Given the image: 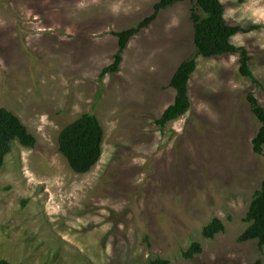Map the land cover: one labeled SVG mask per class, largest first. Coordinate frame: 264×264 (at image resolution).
Returning a JSON list of instances; mask_svg holds the SVG:
<instances>
[{
  "label": "rangeland",
  "instance_id": "374dc122",
  "mask_svg": "<svg viewBox=\"0 0 264 264\" xmlns=\"http://www.w3.org/2000/svg\"><path fill=\"white\" fill-rule=\"evenodd\" d=\"M160 0H0V108L37 139L12 145L0 170V264H254L257 241L239 243L250 203L264 180L254 151L264 107V0H220L232 38L250 56L198 58L190 111L161 130L175 103L170 86L194 56V3L164 10L135 36L116 74L119 39L154 13ZM83 114L105 132L103 156L76 174L59 137ZM219 218L214 240L203 229ZM149 238L151 248L145 240ZM203 253L184 258L192 243Z\"/></svg>",
  "mask_w": 264,
  "mask_h": 264
},
{
  "label": "trees",
  "instance_id": "16d2710c",
  "mask_svg": "<svg viewBox=\"0 0 264 264\" xmlns=\"http://www.w3.org/2000/svg\"><path fill=\"white\" fill-rule=\"evenodd\" d=\"M186 1L194 3L191 21L195 28L196 52L193 57L180 64L171 80L170 86L176 90L177 96L175 103L169 106L163 116L155 122L161 130L190 111L189 82L196 72L197 61L200 57L211 59L226 54L240 53L242 75L258 83L250 69L248 51L232 44V38L239 33L259 29V26L250 30L240 26H230L225 19L226 9L220 0H160L155 5L151 16L132 28L114 34L119 39V51L115 55V62L103 70L101 77L119 72L124 52L130 41L143 30L150 28L162 11ZM248 99L253 114L260 123L259 132L253 140L254 151L258 155H264V107L254 95H250ZM104 139L105 132L99 119L93 114H83L61 132L59 151L76 174L85 175L100 162L103 156ZM15 142H19L26 148H34L37 139L17 115L5 108H0V170L5 166L6 158L11 153ZM244 222L248 227L239 237V243L257 241L258 250L262 256L264 253V180L261 188L254 194ZM225 231L226 226L222 220L213 218L210 224L203 229L202 234L204 239L214 240L217 235ZM145 242L148 248H151L149 238H146ZM202 253L201 243L194 242L183 253V256L188 260H193ZM148 264H171V261L157 257L150 260ZM254 264H264V261L260 258Z\"/></svg>",
  "mask_w": 264,
  "mask_h": 264
}]
</instances>
